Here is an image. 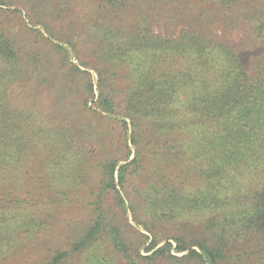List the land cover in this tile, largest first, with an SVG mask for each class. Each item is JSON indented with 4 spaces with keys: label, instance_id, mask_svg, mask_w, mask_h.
Segmentation results:
<instances>
[{
    "label": "trees",
    "instance_id": "trees-1",
    "mask_svg": "<svg viewBox=\"0 0 264 264\" xmlns=\"http://www.w3.org/2000/svg\"><path fill=\"white\" fill-rule=\"evenodd\" d=\"M134 1L98 0L100 17L87 23L99 64L92 67L95 110L114 116L115 105H123L128 121L119 120L125 130L131 127L133 157L127 160L128 147L123 163L113 157L100 162L93 216L69 236L67 248H50L41 260L21 264H67L76 254V264H226L235 255L264 251V46L249 70L230 43L201 31L208 19L203 13L172 36L152 32L143 16L130 26L114 23L112 13ZM246 18L264 43V11L255 8ZM33 51L24 54L0 31V264L43 247L39 236L49 230L51 208L70 177L67 132L60 134L32 109L13 106L7 94L19 80L47 84ZM122 71L124 89H109L108 79ZM88 89L93 93L91 81ZM141 130L161 168L176 165L194 175L187 186L160 174L130 190L133 220L149 233H141L144 239L151 238L145 254L107 214L103 198L111 192L125 207L120 188L145 165ZM165 224L174 228L159 237L156 228Z\"/></svg>",
    "mask_w": 264,
    "mask_h": 264
},
{
    "label": "rangeland",
    "instance_id": "rangeland-1",
    "mask_svg": "<svg viewBox=\"0 0 264 264\" xmlns=\"http://www.w3.org/2000/svg\"><path fill=\"white\" fill-rule=\"evenodd\" d=\"M230 5L222 0H135L129 2L126 9L113 12L112 21L130 26L143 16L152 32L172 36L203 13L208 19L200 27L201 31L209 37H219L230 43L246 67L252 70L254 59L257 60L258 57H255L261 53L264 43L260 42L262 39L246 16L255 8L264 11V0H239ZM102 6L98 0H0V31L12 42L18 43L24 54L34 50L38 71L48 79L47 84L42 86L33 79L10 84L7 94L11 104L32 109L45 124L55 127L60 134L67 132L68 143L72 146L67 165H64L70 175L69 182L65 186L61 184L60 189L65 194L51 208L49 230L39 236L41 244L44 242L43 247L32 252L24 250L17 256L18 262L13 258L7 264L41 260L50 248H67L69 236L81 232L93 216L91 202L100 185V162L113 157L123 163L129 148L132 152L127 160L133 157L134 145L129 141L131 127L127 125L125 130L119 120L128 121L123 116V105L116 104L117 113L110 116L95 110L93 102L98 88L97 74L92 67L99 64L95 38L93 32L87 29V23L99 19ZM46 28L64 50H58L49 43L52 37L46 33ZM70 63L90 75L75 73ZM38 71L36 74L40 75ZM117 76L119 80L113 79L116 78L113 75L108 79V88L120 91L125 87L123 71ZM89 81L93 83V93L88 89ZM141 134L145 165L140 168L139 175L131 176L130 183L126 182V186L120 188L125 207L111 192L105 193L103 198L107 214L122 224L126 237L145 254L144 247L151 238L144 239L141 233H149L133 220L128 199L133 196L130 190L134 185L144 186L156 181L160 174L171 177L178 185L187 186L194 180V175L176 165H162L161 168L152 155L153 143H147L149 138L145 130H141ZM158 166L161 171L156 170ZM172 228L173 225L165 224L157 227L156 231L162 237ZM77 256H71L67 264H76ZM233 260L226 264H264V251L243 257L235 255Z\"/></svg>",
    "mask_w": 264,
    "mask_h": 264
}]
</instances>
